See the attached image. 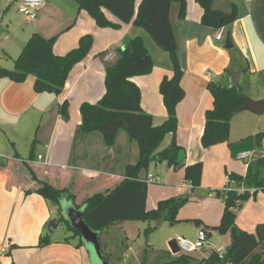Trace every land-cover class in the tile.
Wrapping results in <instances>:
<instances>
[{
    "label": "crops",
    "instance_id": "obj_1",
    "mask_svg": "<svg viewBox=\"0 0 264 264\" xmlns=\"http://www.w3.org/2000/svg\"><path fill=\"white\" fill-rule=\"evenodd\" d=\"M141 1L137 0V6ZM186 1L184 20L178 19V5L171 11L184 71L181 86L186 94L177 108L176 141L186 152L182 162L185 167L203 163L202 183L193 189L185 179L184 168L174 170L165 162L152 163L142 173L141 180H158L148 184L149 211L156 209L161 201L188 198L178 214L179 223L172 227L190 226L192 231L182 227L176 238L188 240L189 236L196 240L199 232L205 230L210 243L225 252L231 244L230 235L222 236L211 230L221 224L225 210L224 201L214 191L225 190L229 175L247 174V162L232 157L229 144L237 145L264 132V115L249 111L237 114L231 124L229 144L205 149L202 137L206 113L214 105L208 85L214 82L231 88L232 76L242 72L238 86L241 93L254 101L264 100V0H215V10L230 12L232 5L238 8V20L231 27L221 29L224 33L221 39L218 38L221 30L202 25L204 11L196 0ZM20 2L0 0V13L4 17L12 6L19 9ZM105 15L121 27L99 28L87 12L79 10L77 0H46L36 21L23 17L21 23H0V66L8 70L14 69L15 61L35 33L46 39L58 37L54 47L57 56L76 49L83 36L94 38L90 55L73 68L60 95L36 93L34 76L21 84L0 79V264H92L81 234L68 243L65 240L72 237L71 232L63 239L48 233V224L56 219L58 208L35 191L40 187L38 182L67 190L60 201L62 215L65 210H74L83 219L86 200L116 190L127 179L128 166L137 163L139 148L126 130H120L115 144L108 146L102 134H84L81 129L80 108L85 103L97 104L105 96L106 68L119 57L125 38H142L154 62L151 74L131 80L141 91L142 109L153 117L155 126L168 118L160 85L164 78L174 75L170 55L145 30L121 23L108 11ZM228 36L230 49H227ZM65 102L69 104L67 121L59 112ZM172 141L173 137L168 136L159 151L167 149ZM253 155L264 156V142L261 150L254 148ZM194 220L200 221L201 226L188 222ZM143 224L121 223L102 233L93 231L103 257L112 263L110 234L114 231L118 232V242L126 248L122 264H142L141 255L146 246L155 252L153 259L159 256V264L173 262L183 254L176 238L164 244L154 238L163 226L161 223L154 224L157 230L142 242V234L148 228V223ZM236 224L251 235L264 226V192L242 205L237 211ZM47 236L52 243L40 247V240ZM167 245L171 260L158 255ZM195 253L198 260L212 255L206 251Z\"/></svg>",
    "mask_w": 264,
    "mask_h": 264
},
{
    "label": "trees",
    "instance_id": "obj_2",
    "mask_svg": "<svg viewBox=\"0 0 264 264\" xmlns=\"http://www.w3.org/2000/svg\"><path fill=\"white\" fill-rule=\"evenodd\" d=\"M204 13L202 25L213 30L231 27L238 20V8L232 5L230 12L214 9L215 0H196ZM80 11L87 12L99 28L119 29L121 25L110 22L105 11L111 13L123 24H133L147 32L154 43L165 53L170 55L174 69L172 78H164L160 85V93L167 110V120L154 125L153 117L146 113L141 106L142 95L139 87L131 80L134 77L152 73L154 62L144 40L140 37L131 39L128 47L120 49L119 57L106 68V94L97 104L85 103L80 108L82 116L81 129L84 134L100 133L108 146H113L117 134L124 129L131 140L139 148L137 163L127 168V179L114 191L107 194H97L85 202L83 220L88 227L97 233H102L111 226L121 223L141 222L149 223H179L178 214L188 203V198H172L161 201L157 208L147 209L148 184L141 180L143 172H147L154 162L167 163L170 168L178 170L184 168L185 179L193 189L199 188L204 172L203 163L185 167L178 163V155L183 150L176 141L178 131V105L186 94L181 86L184 71L178 54V40L171 22V11L174 5L179 6L178 19L184 20L187 15L186 0H142L137 6V0H77ZM58 37L46 39L35 33L29 39L22 53L15 61L13 70L0 66V79L21 84L29 76H34L35 92L38 94L63 93L68 77L73 68L88 58L94 44L91 35L83 36L79 46L65 56H57L54 47ZM208 91L213 97L214 105L206 113V125L202 137V146L205 149L220 144H229L231 124L237 112L243 107L240 98V88L222 87L211 82ZM69 104L65 102L59 109L64 120H69ZM168 136L173 137L171 145L159 151ZM247 140H253L255 149L261 150L264 142V132L257 133ZM246 140V141H247ZM232 148L233 145L229 144ZM248 169L245 176L229 175L234 185L227 184L225 191H214L224 201L225 210L221 224L212 228L220 235H230L231 244L220 257L212 253L210 258L198 260L192 255L182 254L177 260L168 264H264V226L257 229L256 235L242 231L236 224L237 211L251 197L260 191L264 192V156L253 155L247 162ZM40 187L35 191L46 202L57 209L55 221L63 224L71 238L80 237V232L72 227L62 217L59 209L60 201L67 190H59L50 184L38 182ZM257 189L254 196L249 193H239L237 189ZM30 194V192L28 193ZM201 226L198 220L188 221ZM156 226H149L144 235L148 239L155 231ZM52 243L51 237H43L40 247ZM154 251L146 246L142 255V264L150 263Z\"/></svg>",
    "mask_w": 264,
    "mask_h": 264
},
{
    "label": "water",
    "instance_id": "obj_3",
    "mask_svg": "<svg viewBox=\"0 0 264 264\" xmlns=\"http://www.w3.org/2000/svg\"><path fill=\"white\" fill-rule=\"evenodd\" d=\"M130 40L128 38L124 39L123 50L128 47ZM232 48L230 36H228L227 40V49ZM242 72L235 73L231 79V88L238 87L240 78L242 77ZM240 98L243 100V107L237 112L240 114L245 111H249L255 115H264V100L262 101H254L246 94L241 93ZM255 143L253 140H247L237 145H234L231 148L232 157L237 158L239 154L242 153H251L254 151ZM186 158V152L182 150L178 155V163H182ZM62 217L66 221H74L77 218V222L74 223L76 229L80 232L82 236V241L84 242L87 250L90 253L91 263L92 264H109L108 261L103 257L100 244L96 234L88 227L85 221L82 219V216L75 212L74 210H65ZM160 226V223L157 224ZM58 228V223L55 220L50 221L48 224V233L53 234L54 230Z\"/></svg>",
    "mask_w": 264,
    "mask_h": 264
},
{
    "label": "rangeland",
    "instance_id": "obj_4",
    "mask_svg": "<svg viewBox=\"0 0 264 264\" xmlns=\"http://www.w3.org/2000/svg\"><path fill=\"white\" fill-rule=\"evenodd\" d=\"M3 14L0 13V23H21V20H23L24 17L23 15L19 14L18 12V8H16L15 6H12L10 11L8 13L5 14V16L3 17ZM24 17V18H23ZM77 222V218L70 222L71 226L76 228V226H74V223ZM139 225H144L141 222H137ZM155 223L149 225L148 223V227L149 226H155ZM142 227V226H141ZM182 227H186L187 231L191 232L192 228H190V226H180V225H174V227H172V224L170 223H164L163 226L157 230L156 234L154 235V238L161 240V244H164L165 242H169L172 241L176 238V232L179 231L180 229H183ZM114 231V230H113ZM118 232L114 231L110 234V238L112 239L111 242V249L113 252V259H112V263L108 262L109 264H122L125 259H124V252L126 250V248L122 245V243H119V237L117 235ZM69 232L66 230V228L64 227L63 224H60L59 227L54 231L53 233V237L56 239H63L65 237L69 236ZM185 236V235H184ZM187 236V235H186ZM146 236L144 235V233L142 234L141 237V241L145 242V238ZM188 240L191 242H195L196 240L194 238H191L189 236H187ZM117 240V241H116ZM161 250V251H160ZM158 255H164V257H168L169 260L170 257H172L171 255V251L169 249V245H167V247L164 246V248L160 249ZM208 253V251H206ZM206 253V254H207ZM193 257L197 258V253H193L191 254ZM159 256L156 258H151L150 263L148 264H159ZM198 259V258H197Z\"/></svg>",
    "mask_w": 264,
    "mask_h": 264
},
{
    "label": "built area",
    "instance_id": "obj_5",
    "mask_svg": "<svg viewBox=\"0 0 264 264\" xmlns=\"http://www.w3.org/2000/svg\"><path fill=\"white\" fill-rule=\"evenodd\" d=\"M251 1V0H250ZM46 3V0H21L19 5V13L26 17L29 21H36L39 12L43 9L44 5ZM224 35L223 30H221L218 34V38H222ZM239 160H243L246 162H250L253 158V152L251 153H242L237 156ZM41 159V157H40ZM145 181V180H144ZM147 184H154L158 182L157 179L149 178L145 181ZM227 184L234 185V182L227 177ZM229 190L228 188H225V191ZM239 193L247 192L251 196H254V194L257 192V189H245V188H239L237 189ZM262 192V191H260ZM176 242L183 254H192L198 251H208L210 253H218L220 257L223 256L224 251H220L217 249V247L213 246L209 241V234L205 230H201L197 236V239L195 242H191L187 240L184 237H177Z\"/></svg>",
    "mask_w": 264,
    "mask_h": 264
}]
</instances>
